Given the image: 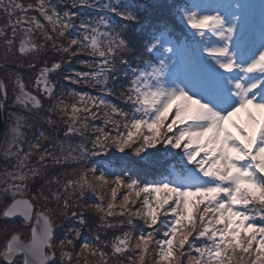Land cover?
Returning a JSON list of instances; mask_svg holds the SVG:
<instances>
[{"label":"snow or ice","instance_id":"6c2138e0","mask_svg":"<svg viewBox=\"0 0 264 264\" xmlns=\"http://www.w3.org/2000/svg\"><path fill=\"white\" fill-rule=\"evenodd\" d=\"M63 6L61 11L53 0L27 5L0 0V12L7 17L0 37L7 53L13 52L22 33L19 55H37L47 47L37 42L39 33L58 52L70 57L84 53L92 58L80 63L94 71L76 72L64 79L97 87L109 96L116 94L110 83L117 63L132 65L123 56L131 51L124 34L130 25L120 27L114 18L136 23L140 8L124 0H65ZM85 8L98 9V13L89 18L72 11ZM32 13H38L46 24ZM181 17L198 37L193 52L200 72L178 79L166 71L165 60L158 64L143 61L133 68L127 88L119 93L128 110L87 93H67L73 98L71 103L57 96L51 74L61 70L60 62L40 70L33 84L35 94L19 75L0 81V106L11 104L39 113L46 99L47 111L66 123V137H86L90 129L97 133L91 152L82 143L61 144L60 155H56L47 148L39 151V140L29 143L26 152L22 131L26 122L14 114L3 156L6 162L15 157V162L11 170L6 168L0 174V232L4 234L0 264H55L57 247L62 250L61 259L69 264H145L152 253L156 256L152 264H264V37L259 46L245 43L238 16L183 10ZM77 28L80 34L74 36ZM61 40L67 44L58 43ZM162 43L163 37L155 38L147 51L157 50ZM166 50L172 52L173 48ZM96 120H103L104 127H94L91 122ZM46 123L54 125L56 121L48 117ZM109 126L111 130H107ZM158 146L168 150L165 155L179 150L173 155H180L185 162L180 170L173 169L159 180L142 181L132 166H122L109 180L96 167L84 166L89 155L107 154L113 148L120 153L130 149L140 157L130 163L144 171L156 162L159 152L153 150ZM33 155L37 156L36 165L31 164ZM49 160L54 166L80 165L63 183L55 180L63 191L58 189L54 199L59 203L63 198L64 214L72 209L71 216L86 225L85 213L76 209L84 208L81 201L91 193L100 203H89L87 209L102 219L122 217L117 224L105 220L101 225L119 227L121 234L104 241L97 234L94 240L101 246L81 240L79 248L76 241L81 238L80 229L71 230L75 239H54L51 217L46 211H35L33 198H23L29 196L31 188L39 189L35 199H47L43 186L36 182L48 171ZM105 194L109 195L107 204L103 202ZM17 218L29 225L35 219L28 242L17 228L7 227ZM136 220L151 231L138 232ZM69 247L72 251L65 250ZM89 256L95 259L89 262Z\"/></svg>","mask_w":264,"mask_h":264},{"label":"rangeland","instance_id":"374dc122","mask_svg":"<svg viewBox=\"0 0 264 264\" xmlns=\"http://www.w3.org/2000/svg\"><path fill=\"white\" fill-rule=\"evenodd\" d=\"M247 0H210L208 4H205V8L203 12H208L210 14L221 13L227 14L229 17H240V28H241V36L245 43H255L259 46L262 37H264V7H255L254 5L251 8L245 3ZM18 2L27 5L28 3H36V0H18ZM54 3L58 5L61 11L64 9L65 0H53ZM70 2V0H69ZM95 2V0H93ZM101 3L107 2V0H100ZM125 3H130L136 5L140 8L138 12V22L130 23L128 21H121L119 18H114V22L117 23L118 26L122 27L123 25H130L127 29L124 30V34L129 41L131 51L124 53L123 56L127 59L130 53L134 52L138 49L139 44L134 46V40L139 36H144L145 39L142 42L143 47L149 46L150 42L154 41L155 34L158 37H162L158 35V31L161 28L160 24L169 25L172 21L170 20V13L173 14L174 6L168 5L167 0H124ZM252 4V1H251ZM254 4V3H253ZM257 4V3H255ZM74 12H79L81 16H87L89 18H94L98 9L93 8H85L81 9H72ZM38 16L42 23V17H39L38 13H32ZM17 15H20L17 12ZM7 22V17L5 14L0 12V28H4ZM250 29V30H249ZM249 30V32L247 31ZM252 30V32H250ZM8 36H11L10 29H5ZM50 31V28H49ZM80 31L78 28L73 30L74 36H79ZM18 34L17 43L13 48L12 53H7L4 38L0 37V81H4L5 77H13L14 75H19L24 79L29 90H32L35 94V89L33 87L34 80L40 70L45 66H51L53 63L60 62L62 64L61 70L52 73L51 79L56 83V95L64 96L65 99L68 100L69 103L73 102V98H70L67 93L77 92V93H87L94 97H99L101 99L107 100L111 103L118 105L123 108V99L119 98V95H107L103 91H101L97 87H91L88 84H72L68 80L64 79L66 75H75L76 72L82 71H94V69L86 68L81 60L91 61L92 58L87 56L84 53H80L77 56H69L66 53L58 52L51 47L52 42H45L43 38L37 33L36 40L38 43H46L47 47L40 51L37 55L29 58V57H21L17 51L19 45V36ZM58 43L67 44L66 40H61ZM170 47L173 48L172 52H167L166 55L159 56L158 61L155 64H158L160 60H165L168 63V69L166 70L173 78L184 79L187 77H192L197 75L200 72L199 65L196 63V57L193 52V48H185L184 52L182 48H177L176 45L171 43ZM8 56V59H5V56ZM193 55V57H191ZM141 56V50L140 54ZM18 61V62H15ZM35 64L34 68H29L28 64ZM21 65H24L21 67ZM69 65V66H68ZM79 67H78V66ZM67 69H65V67ZM84 68H80V67ZM195 68V70H193ZM125 71V67L122 64L117 63L116 70L113 73V80L110 83V87L114 89V92H121L124 87H121V80L119 79L120 73ZM14 80L9 83V93L10 96L13 91ZM123 88V89H122ZM49 107V101L44 100V110L39 113H29L21 108H13L11 104L4 107L2 106L3 117H4V131L0 141V174L7 168L11 170L12 165L15 162V157L5 161L3 156L4 144L6 142L8 136V129L11 125L14 114H19L22 116L26 122V126L22 129L25 136L24 148L25 151H28V145L31 142H35L37 140L40 141L42 148L39 151H42L43 148H47L50 152L56 155H60L61 144L67 145L72 144L73 146L83 144L89 152L92 151V141L95 139L97 133L92 131L91 129L86 133V137L73 136L66 137V123H64L61 118L53 112L47 111ZM51 117L56 121L54 125H49L46 123V119ZM94 127H104L103 120H96L91 122ZM107 130H111V126ZM41 133L44 134L45 138L41 137ZM158 151L159 156L156 159V162L150 169H145L144 171H140L139 168L135 164H131L130 162L139 161L140 157H136L132 154L131 150L128 149L125 153H120L116 151V149H111L107 154H101L99 156L89 155L86 161H84V166L96 167L99 171H103L106 177L109 180L114 179V174L120 173L122 166H132L136 169L138 173V178L142 181H152L159 180L163 178L161 171L155 172V169L161 168L164 165L170 163L171 166L177 165V162L182 161L180 155H173V153L179 152V150H172L171 153L165 155L168 152L167 149L163 148V146H158L156 150ZM31 164L36 165L37 156L33 155L31 158ZM168 166V165H167ZM80 165L75 164H67V165H52L51 161H48V171L44 174L43 177L38 178L37 184L43 186L44 195L47 196V199H35L37 196V191L39 189L33 190L29 189V196L25 198H33V203L35 204L36 212L40 213L41 211H46L47 214L53 220L55 225L54 230V239L58 242L60 239H64L65 237L69 239H75L74 236L70 235L72 229H80L81 230V238L76 241L77 248H79L81 240L87 241L89 243H96L97 246H101L99 242L94 240L95 235L99 234L101 236V240H111L114 235H118L122 233V229L119 227L116 228H105L101 227L105 220L107 222L117 224L119 220H122V217H107L101 218L100 214L95 213L91 209H87V204L89 203H100V200L89 193L81 203L84 205V208H78L76 211L84 212L85 218L87 220L86 225H81L79 223L78 217L71 216L72 209L67 210V215L64 214L65 210L62 209V202L58 203L54 199V196L59 189L61 192L63 191L60 188V185L55 183L56 179H59L61 183L64 182L66 177H70V174L74 169L79 168ZM131 174V173H128ZM46 177V178H45ZM2 175H0V181H2ZM51 181V182H49ZM123 191V190H121ZM104 192L107 193V188L104 189ZM119 195V194H118ZM21 198V197H18ZM8 202H11V197L7 198ZM109 200V195L105 194L104 203L107 204ZM3 204L2 194H0V205ZM75 207V206H73ZM137 207H139V201H137ZM162 219H166L162 217ZM137 231L148 232L151 229H148L143 225V221L136 220ZM8 228H17L21 233V238L24 241L30 239V228L29 224H22L21 220L17 218L14 224H9ZM159 227V225H157ZM135 235V233H134ZM159 233H156V236L159 237ZM10 238V236H9ZM191 242V241H190ZM4 243V234L0 232V244ZM187 248V245L185 246ZM67 251H72L69 247L65 249ZM106 251L110 249H104ZM50 251V250H49ZM61 249L59 247L56 248L57 259L55 264H69L68 261L61 259ZM76 252H74V256ZM83 260V257H80ZM95 258L88 257L89 262L93 261ZM156 256L154 253L150 255V257L146 258L145 264H152Z\"/></svg>","mask_w":264,"mask_h":264},{"label":"trees","instance_id":"16d2710c","mask_svg":"<svg viewBox=\"0 0 264 264\" xmlns=\"http://www.w3.org/2000/svg\"><path fill=\"white\" fill-rule=\"evenodd\" d=\"M168 5L174 6L173 14L170 13V21L169 25L160 24L161 28L158 31V35L163 37V43L161 46H158L157 50L153 52H148L146 47H143L141 44L145 39L144 36H138L134 40V46L139 44V47L134 52L130 53L127 56L132 67L125 66V71L120 73L119 79L121 80V87L127 88L129 81L132 79L133 76V68L141 65L143 61H149L155 64L159 56L166 55L168 52L166 49L170 47L171 43H176L179 47L183 46L185 48L195 47L194 40H198V37H194V34L191 29H189L185 22L181 17V12L183 10H198V2L200 0H167ZM264 2V0H261ZM157 38V34L154 35ZM141 56H138L140 54ZM69 66V65H68ZM65 69H67V67ZM78 66V65H77ZM79 67V66H78ZM80 68H84L83 66ZM123 89V88H122ZM124 90V89H123ZM120 92H116L119 95ZM123 107L125 110H128V105L123 102ZM185 162L180 161L177 162V165L171 166L170 163L164 165L161 168L155 169V172L161 171L162 175H167L168 172L172 171L173 169L180 170L184 166ZM168 165V166H167ZM187 167H191V165H187Z\"/></svg>","mask_w":264,"mask_h":264},{"label":"water","instance_id":"95a60500","mask_svg":"<svg viewBox=\"0 0 264 264\" xmlns=\"http://www.w3.org/2000/svg\"><path fill=\"white\" fill-rule=\"evenodd\" d=\"M3 131H4V117H3L2 106H0V135H3Z\"/></svg>","mask_w":264,"mask_h":264},{"label":"flooded vegetation","instance_id":"af4514ba","mask_svg":"<svg viewBox=\"0 0 264 264\" xmlns=\"http://www.w3.org/2000/svg\"><path fill=\"white\" fill-rule=\"evenodd\" d=\"M36 211V210H35ZM39 213V212H38ZM33 225H35V219H33V222H32V224H31V227L33 226ZM25 242H27V241H25Z\"/></svg>","mask_w":264,"mask_h":264},{"label":"bare ground","instance_id":"6f19581e","mask_svg":"<svg viewBox=\"0 0 264 264\" xmlns=\"http://www.w3.org/2000/svg\"><path fill=\"white\" fill-rule=\"evenodd\" d=\"M24 199H28V198H25V197H23ZM19 199V198H18Z\"/></svg>","mask_w":264,"mask_h":264}]
</instances>
